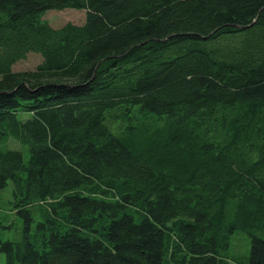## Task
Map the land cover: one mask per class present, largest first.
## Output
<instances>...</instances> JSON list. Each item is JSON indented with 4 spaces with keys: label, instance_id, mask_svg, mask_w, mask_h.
<instances>
[{
    "label": "trees",
    "instance_id": "trees-1",
    "mask_svg": "<svg viewBox=\"0 0 264 264\" xmlns=\"http://www.w3.org/2000/svg\"><path fill=\"white\" fill-rule=\"evenodd\" d=\"M9 138L5 264H264V0H0Z\"/></svg>",
    "mask_w": 264,
    "mask_h": 264
},
{
    "label": "rangeland",
    "instance_id": "rangeland-1",
    "mask_svg": "<svg viewBox=\"0 0 264 264\" xmlns=\"http://www.w3.org/2000/svg\"><path fill=\"white\" fill-rule=\"evenodd\" d=\"M43 19L47 20L53 27L60 28L64 26L68 22L82 24L86 20V10L84 9H75V8H65V9H49L43 14ZM43 61V58L40 53L30 52L24 59L19 60L13 65L14 71H26V70H34L37 66ZM15 149L22 152L25 156V160L28 159V149L27 146L22 144L20 141L9 138L7 141L0 142V149ZM12 194V183L9 186L0 192V205L3 207L1 210L2 214L7 212L8 202L11 198ZM14 220V215L10 214L9 223ZM16 222V221H14ZM4 239H17L20 237L21 229L20 225L14 224L10 229L3 230ZM250 236L246 233H239L235 235L232 241V250L233 251H241L242 249L250 248ZM246 243V244H245ZM241 245L243 247H241ZM6 263L5 254L0 250V264ZM19 264V263H18ZM230 264H236L234 262H230Z\"/></svg>",
    "mask_w": 264,
    "mask_h": 264
}]
</instances>
